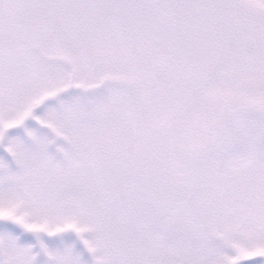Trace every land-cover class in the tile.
<instances>
[{"label": "snow or ice", "instance_id": "snow-or-ice-1", "mask_svg": "<svg viewBox=\"0 0 264 264\" xmlns=\"http://www.w3.org/2000/svg\"><path fill=\"white\" fill-rule=\"evenodd\" d=\"M0 264H264V0H0Z\"/></svg>", "mask_w": 264, "mask_h": 264}]
</instances>
